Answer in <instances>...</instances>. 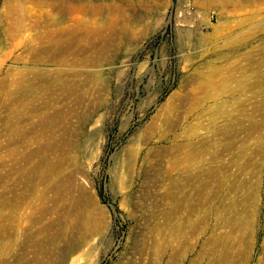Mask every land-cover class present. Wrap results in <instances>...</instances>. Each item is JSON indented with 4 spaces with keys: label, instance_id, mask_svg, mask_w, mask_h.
I'll use <instances>...</instances> for the list:
<instances>
[{
    "label": "rangeland",
    "instance_id": "1",
    "mask_svg": "<svg viewBox=\"0 0 264 264\" xmlns=\"http://www.w3.org/2000/svg\"><path fill=\"white\" fill-rule=\"evenodd\" d=\"M66 1L0 0V264H264V0Z\"/></svg>",
    "mask_w": 264,
    "mask_h": 264
},
{
    "label": "bare ground",
    "instance_id": "2",
    "mask_svg": "<svg viewBox=\"0 0 264 264\" xmlns=\"http://www.w3.org/2000/svg\"><path fill=\"white\" fill-rule=\"evenodd\" d=\"M52 5L59 8L61 12L66 11L69 8V5L66 3V0H51ZM78 4V9L81 12L85 14H94V13H101L105 8H106V2L105 0H99L98 2L95 3L93 0H77ZM72 10L75 9L73 6L70 7ZM69 11V10H68ZM88 17H74L71 18V25H79L83 24V22L88 21ZM68 24V25H70ZM66 27V26H65Z\"/></svg>",
    "mask_w": 264,
    "mask_h": 264
}]
</instances>
